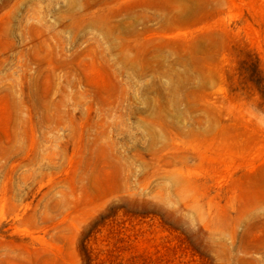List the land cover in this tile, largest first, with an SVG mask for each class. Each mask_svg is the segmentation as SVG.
I'll return each instance as SVG.
<instances>
[{"label":"rangeland","instance_id":"1","mask_svg":"<svg viewBox=\"0 0 264 264\" xmlns=\"http://www.w3.org/2000/svg\"><path fill=\"white\" fill-rule=\"evenodd\" d=\"M264 0H0V264H264Z\"/></svg>","mask_w":264,"mask_h":264},{"label":"trees","instance_id":"2","mask_svg":"<svg viewBox=\"0 0 264 264\" xmlns=\"http://www.w3.org/2000/svg\"><path fill=\"white\" fill-rule=\"evenodd\" d=\"M260 92H261V95L264 96V92H262V90H260Z\"/></svg>","mask_w":264,"mask_h":264}]
</instances>
